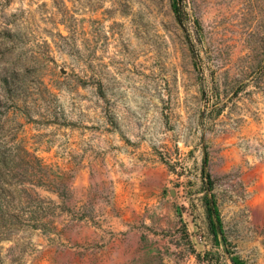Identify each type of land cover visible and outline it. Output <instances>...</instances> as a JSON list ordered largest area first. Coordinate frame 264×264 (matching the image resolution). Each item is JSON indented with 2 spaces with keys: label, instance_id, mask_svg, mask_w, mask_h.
Here are the masks:
<instances>
[{
  "label": "rangeland",
  "instance_id": "obj_1",
  "mask_svg": "<svg viewBox=\"0 0 264 264\" xmlns=\"http://www.w3.org/2000/svg\"><path fill=\"white\" fill-rule=\"evenodd\" d=\"M172 3L0 0V264H264V0Z\"/></svg>",
  "mask_w": 264,
  "mask_h": 264
},
{
  "label": "trees",
  "instance_id": "obj_2",
  "mask_svg": "<svg viewBox=\"0 0 264 264\" xmlns=\"http://www.w3.org/2000/svg\"><path fill=\"white\" fill-rule=\"evenodd\" d=\"M172 6L174 8V11L176 12L177 16L180 17V9H181V6H180V0H173V3H172ZM208 163V159L205 158L204 160V165L206 166ZM203 174L205 175L204 178H205V181H206V184L208 185V189H212L213 187V182H212V178L210 176L209 173H207L204 168H203ZM5 196V192L3 191H0V217H4L3 215V203L1 201H3V198ZM206 206H207V211H208V216H209V219H210V226H211V230H212V233H213V236H214V239L217 243L220 242V233H219V228L222 230L223 228V222H222V217H221V213H220V210L217 206V202L214 198V196H210V197H206ZM220 244V243H219ZM231 262L232 264H247L246 261L241 258L240 256L236 255V254H231Z\"/></svg>",
  "mask_w": 264,
  "mask_h": 264
},
{
  "label": "crops",
  "instance_id": "obj_3",
  "mask_svg": "<svg viewBox=\"0 0 264 264\" xmlns=\"http://www.w3.org/2000/svg\"><path fill=\"white\" fill-rule=\"evenodd\" d=\"M160 182V179L158 180ZM157 188H154V187H151V190H150V194L152 195V198L155 199L154 201H156L159 197H160V192H161V185L160 186H156ZM160 188V189H159ZM140 219V218H139ZM139 219L136 220V219H132V220H128V218H126L125 220L130 222L132 221V223L135 224V227L134 228V232L136 234V239H137V242L135 243V249H137V247L139 245H141V243L139 242V240H141V236H142V230L138 228V224L140 223L139 222ZM122 230H126L128 229V227H123L122 226ZM119 230H121L120 228H118ZM128 250H130V248H128Z\"/></svg>",
  "mask_w": 264,
  "mask_h": 264
}]
</instances>
